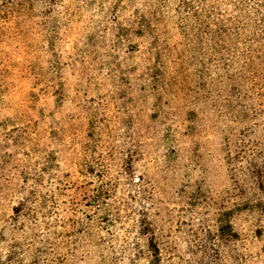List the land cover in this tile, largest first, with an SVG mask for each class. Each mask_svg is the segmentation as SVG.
Segmentation results:
<instances>
[{
	"label": "rangeland",
	"instance_id": "374dc122",
	"mask_svg": "<svg viewBox=\"0 0 264 264\" xmlns=\"http://www.w3.org/2000/svg\"><path fill=\"white\" fill-rule=\"evenodd\" d=\"M0 264H264V0H0Z\"/></svg>",
	"mask_w": 264,
	"mask_h": 264
}]
</instances>
